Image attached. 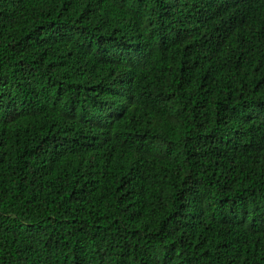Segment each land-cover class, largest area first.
<instances>
[{"label":"trees","instance_id":"1","mask_svg":"<svg viewBox=\"0 0 264 264\" xmlns=\"http://www.w3.org/2000/svg\"><path fill=\"white\" fill-rule=\"evenodd\" d=\"M0 264H264V0H0Z\"/></svg>","mask_w":264,"mask_h":264}]
</instances>
